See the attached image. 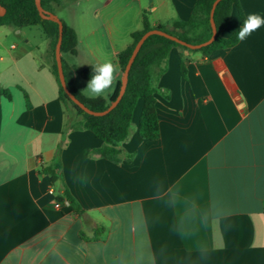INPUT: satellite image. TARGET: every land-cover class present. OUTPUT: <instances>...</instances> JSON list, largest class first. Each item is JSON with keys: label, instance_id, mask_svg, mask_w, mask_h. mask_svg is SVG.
I'll list each match as a JSON object with an SVG mask.
<instances>
[{"label": "crops", "instance_id": "0c3cea01", "mask_svg": "<svg viewBox=\"0 0 264 264\" xmlns=\"http://www.w3.org/2000/svg\"><path fill=\"white\" fill-rule=\"evenodd\" d=\"M196 2H50L78 38L62 54L75 88L84 69L118 62L143 15L169 27ZM250 13L264 16V0H240L221 36ZM52 63L48 37L0 34V264H264V27L210 57L173 48L155 95L160 138L139 136V101L118 163L68 127Z\"/></svg>", "mask_w": 264, "mask_h": 264}, {"label": "trees", "instance_id": "16d2710c", "mask_svg": "<svg viewBox=\"0 0 264 264\" xmlns=\"http://www.w3.org/2000/svg\"><path fill=\"white\" fill-rule=\"evenodd\" d=\"M52 1L60 3V0H41L43 9L49 11L48 5ZM214 2L215 0H197L189 20L174 22L169 27L162 25L152 27L147 17L143 15L141 30L132 34V43L126 50L118 55V63L122 72H124L138 41L144 34L151 30L163 31L193 45L207 42L212 36L210 11ZM239 2L240 0H222L217 5L214 12L217 37L211 45L196 50L197 52H201L206 57H210L212 53L231 49L240 42L237 40V34L240 28L229 38L221 36V33L229 24L233 8L236 7L239 9ZM0 5L5 9L4 16L0 17V27L12 26L16 29H24L39 26L45 31L51 42L53 58L52 72L58 83L59 100L63 103L70 117L68 127L70 129L81 127L90 131L97 139L101 140L104 143V147L97 152L98 154L114 163L119 162L120 150L118 147L125 142L130 135L133 113L139 101L143 103L139 120V136L149 141H156L160 138L159 120L155 106V95L158 92L157 83L165 71L170 51L173 48H181L183 50L189 49L162 36H150L142 45L132 64L126 91L119 104L109 114L102 117H95L86 114L76 106L67 97L60 85L55 62V48L59 37L58 24L43 20L40 17L35 0H0ZM241 17L242 25L244 22L242 14ZM62 23L63 38L61 53L75 56L78 46L76 32L63 21ZM63 70L69 91L91 111L103 112L107 110L110 103L115 101L119 95L121 82L117 84L113 95L109 99H88L75 88L73 75L64 62ZM181 71L182 75L185 77V64L183 62L181 64ZM92 72V68L84 69L81 72V78L85 81H89ZM2 93L6 96L9 94L7 91H3ZM73 117L76 118V123L71 122ZM44 172L51 176L52 183L58 180L54 170L45 169Z\"/></svg>", "mask_w": 264, "mask_h": 264}, {"label": "water", "instance_id": "95a60500", "mask_svg": "<svg viewBox=\"0 0 264 264\" xmlns=\"http://www.w3.org/2000/svg\"><path fill=\"white\" fill-rule=\"evenodd\" d=\"M221 1L222 0H215V2L212 5L211 11H210V24H211V29H212V36L207 42L197 44V45L189 44L187 42H184V41H182V40H180L174 36H171V35L163 32V31H160V30H151V31L147 32L146 34H144L142 36V38L136 44V46L132 52V55L128 61V64H127V66L123 72V78L121 80V87H120L118 97L116 98L115 101L111 102L108 109L103 111V112H94V111L89 110L78 99H76V97L74 95H72V93L69 91L67 84H66L65 75H64L62 53H61L62 38H63V23L55 14L43 9L42 4H41V0H35V4H36V7H37V10L39 12L40 17L43 20L51 21V22L58 24L59 37H58V42H57L56 48H55V62H56V66H57L58 79H59L60 85L63 88L65 94L76 106H78L86 114L91 115V116H95V117H102V116L109 114L119 104V102L123 98L125 91H126V87H127V83H128V76H129L132 64H133L137 54L139 53L142 45L150 36H152V35L162 36V37L167 38L173 42H176L177 44L184 46L187 49L192 50V51L200 50L204 47L211 45L217 37V29H216V25H215V21H214V12H215L217 5ZM4 14H5V9L0 5V17L4 16Z\"/></svg>", "mask_w": 264, "mask_h": 264}, {"label": "clouds", "instance_id": "9594fccd", "mask_svg": "<svg viewBox=\"0 0 264 264\" xmlns=\"http://www.w3.org/2000/svg\"><path fill=\"white\" fill-rule=\"evenodd\" d=\"M262 27H264V16L258 13L248 14L238 31L237 40L240 42L245 41ZM92 69L91 78L87 82L82 94L92 100L98 98L107 100L117 82V76L121 71L120 66L118 62L105 60L102 63L93 65Z\"/></svg>", "mask_w": 264, "mask_h": 264}, {"label": "rangeland", "instance_id": "374dc122", "mask_svg": "<svg viewBox=\"0 0 264 264\" xmlns=\"http://www.w3.org/2000/svg\"><path fill=\"white\" fill-rule=\"evenodd\" d=\"M0 34H24L26 35H31L33 38L39 42L42 43L44 40H46L47 36L45 31L43 30L42 27H29V28H24L21 30L20 33H16L13 29V27H0ZM20 42L22 39H19Z\"/></svg>", "mask_w": 264, "mask_h": 264}, {"label": "built area", "instance_id": "2783aa9c", "mask_svg": "<svg viewBox=\"0 0 264 264\" xmlns=\"http://www.w3.org/2000/svg\"><path fill=\"white\" fill-rule=\"evenodd\" d=\"M49 193L52 194V191L49 190ZM59 207H60L59 204H57V205H56V208H59Z\"/></svg>", "mask_w": 264, "mask_h": 264}]
</instances>
